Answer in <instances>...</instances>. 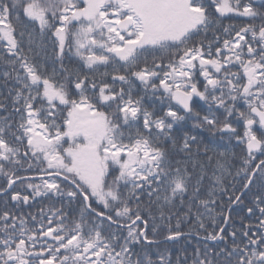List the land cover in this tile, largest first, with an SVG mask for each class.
<instances>
[{"label":"snow or ice","instance_id":"1","mask_svg":"<svg viewBox=\"0 0 264 264\" xmlns=\"http://www.w3.org/2000/svg\"><path fill=\"white\" fill-rule=\"evenodd\" d=\"M0 264H264V0H0Z\"/></svg>","mask_w":264,"mask_h":264},{"label":"trees","instance_id":"2","mask_svg":"<svg viewBox=\"0 0 264 264\" xmlns=\"http://www.w3.org/2000/svg\"><path fill=\"white\" fill-rule=\"evenodd\" d=\"M189 127H191V125H189ZM201 139H203L205 143H208L210 147L215 148L217 153L225 152L229 154V159L227 160V166L230 169L232 175L229 176L225 174V179L223 182L225 185L228 186V190L230 193L233 187H235L236 189H238L236 194L239 195L240 192L244 191L241 187L244 181H243V174H241L240 176L236 175L239 162L231 159V153L239 152L238 148L233 147L235 141L233 140L229 142L227 137L221 139L219 134H217L216 136H212L207 132L201 135ZM209 155H213V160L211 163H209L208 160L205 157H203V155L200 158L201 162L205 165V171H206L203 188L201 190L202 197H207L208 192L212 190L214 174L219 175V172H217L215 169L216 155L213 153H209ZM257 191L258 189L256 187H253L250 191L247 192L246 195L243 196V203L236 204L232 208V211L229 213H228V209L230 205L228 203V196L217 191L214 197L216 200V204L214 206L216 213H220L221 206H223V214L230 215L232 218V222L238 225L240 223V218L242 216L247 215L246 206L251 204L253 200V194L256 193ZM173 211H178L180 214H183V212L186 211V209L177 208L174 209ZM218 220L220 223H223V216H218ZM172 225L173 227H175V217H173L172 219ZM209 227H211L210 224ZM188 228H189L188 224L182 226V230L185 232L188 231ZM159 239H160L159 250L163 252L165 255L171 254L173 261H175L177 255L182 256L183 250L185 249L187 250V253L191 255V253L195 250L197 245H199L201 248L203 247V241L198 240L195 234H193L191 237L182 238L180 243L178 244L172 242H165L163 240V237H160Z\"/></svg>","mask_w":264,"mask_h":264}]
</instances>
